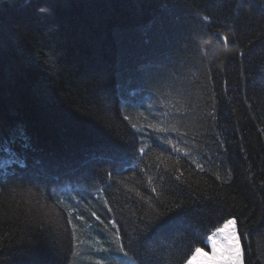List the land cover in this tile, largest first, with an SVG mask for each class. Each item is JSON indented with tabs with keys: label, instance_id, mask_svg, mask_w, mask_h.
Instances as JSON below:
<instances>
[{
	"label": "trees",
	"instance_id": "1",
	"mask_svg": "<svg viewBox=\"0 0 264 264\" xmlns=\"http://www.w3.org/2000/svg\"><path fill=\"white\" fill-rule=\"evenodd\" d=\"M0 161V264H264V0H0Z\"/></svg>",
	"mask_w": 264,
	"mask_h": 264
},
{
	"label": "snow or ice",
	"instance_id": "2",
	"mask_svg": "<svg viewBox=\"0 0 264 264\" xmlns=\"http://www.w3.org/2000/svg\"><path fill=\"white\" fill-rule=\"evenodd\" d=\"M207 20L208 17H205ZM227 43V37L224 38ZM157 131H164L158 128ZM143 152V149H141ZM219 236V239H215ZM211 247V252L205 248ZM204 247H196L194 253L187 260V264H244V251L241 243V235L238 232L237 220L227 219L222 227H217L213 236H209L203 242Z\"/></svg>",
	"mask_w": 264,
	"mask_h": 264
},
{
	"label": "rangeland",
	"instance_id": "3",
	"mask_svg": "<svg viewBox=\"0 0 264 264\" xmlns=\"http://www.w3.org/2000/svg\"><path fill=\"white\" fill-rule=\"evenodd\" d=\"M223 224L219 227H222ZM215 230L212 232L211 236H213ZM214 238L218 240L219 236H215ZM209 248L210 249L208 250V252L210 253L211 252L210 242H209ZM95 253H100L101 256L93 254V256L90 257L92 259L91 261L93 264H135V262L127 258L123 253H112V250L110 249L109 250L98 249ZM185 264H187V262ZM194 264H198V262H194Z\"/></svg>",
	"mask_w": 264,
	"mask_h": 264
}]
</instances>
